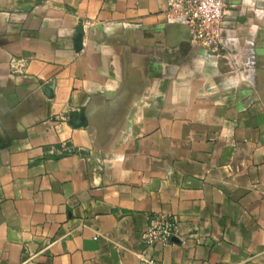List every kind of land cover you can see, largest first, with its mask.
Wrapping results in <instances>:
<instances>
[{"label": "crops", "instance_id": "0c3cea01", "mask_svg": "<svg viewBox=\"0 0 264 264\" xmlns=\"http://www.w3.org/2000/svg\"><path fill=\"white\" fill-rule=\"evenodd\" d=\"M0 264H264V0H0Z\"/></svg>", "mask_w": 264, "mask_h": 264}, {"label": "built area", "instance_id": "2783aa9c", "mask_svg": "<svg viewBox=\"0 0 264 264\" xmlns=\"http://www.w3.org/2000/svg\"><path fill=\"white\" fill-rule=\"evenodd\" d=\"M169 17L187 25L192 39L205 49H217L223 43L224 20L228 12V0H168ZM178 231L174 217L157 214L142 233L147 245L169 243Z\"/></svg>", "mask_w": 264, "mask_h": 264}, {"label": "water", "instance_id": "95a60500", "mask_svg": "<svg viewBox=\"0 0 264 264\" xmlns=\"http://www.w3.org/2000/svg\"><path fill=\"white\" fill-rule=\"evenodd\" d=\"M81 30H82V28L80 27V28H79V32H81Z\"/></svg>", "mask_w": 264, "mask_h": 264}]
</instances>
